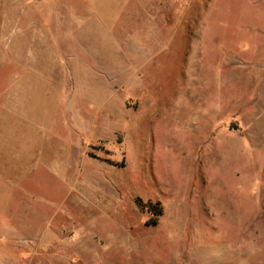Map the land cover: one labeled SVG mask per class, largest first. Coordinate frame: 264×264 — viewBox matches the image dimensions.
Returning a JSON list of instances; mask_svg holds the SVG:
<instances>
[{"label": "rangeland", "instance_id": "1", "mask_svg": "<svg viewBox=\"0 0 264 264\" xmlns=\"http://www.w3.org/2000/svg\"><path fill=\"white\" fill-rule=\"evenodd\" d=\"M0 264H264V0H0Z\"/></svg>", "mask_w": 264, "mask_h": 264}, {"label": "trees", "instance_id": "2", "mask_svg": "<svg viewBox=\"0 0 264 264\" xmlns=\"http://www.w3.org/2000/svg\"><path fill=\"white\" fill-rule=\"evenodd\" d=\"M137 204L143 210L148 209L149 212L153 215V218L148 223V225H154V226L157 225L158 218L162 216V209L160 207V204H157V205H152V204L146 205L141 200H137Z\"/></svg>", "mask_w": 264, "mask_h": 264}]
</instances>
